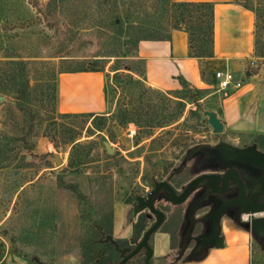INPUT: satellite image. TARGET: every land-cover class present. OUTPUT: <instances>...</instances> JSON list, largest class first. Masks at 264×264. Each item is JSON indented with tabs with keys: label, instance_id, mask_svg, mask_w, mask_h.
<instances>
[{
	"label": "rangeland",
	"instance_id": "obj_1",
	"mask_svg": "<svg viewBox=\"0 0 264 264\" xmlns=\"http://www.w3.org/2000/svg\"><path fill=\"white\" fill-rule=\"evenodd\" d=\"M168 1L0 0V264L114 260L102 235L130 238L149 178L217 139L264 150V134L249 132L264 110L257 121L245 112L264 103L263 63L240 70L229 95L167 64L165 41L137 42L167 34ZM248 2L250 45L264 55V0ZM205 111L222 122L218 137ZM250 264H264L254 239Z\"/></svg>",
	"mask_w": 264,
	"mask_h": 264
},
{
	"label": "crops",
	"instance_id": "obj_2",
	"mask_svg": "<svg viewBox=\"0 0 264 264\" xmlns=\"http://www.w3.org/2000/svg\"><path fill=\"white\" fill-rule=\"evenodd\" d=\"M178 3H210L213 5V56L211 58L195 59L188 57L187 34L180 30L170 31L169 41L159 43L156 48H167V64L173 68L182 67L191 70L196 76V81L203 83V76L210 78L217 87L214 73L217 71L231 72L238 80L237 73L248 65L263 63L264 56L250 45L249 33L254 23L250 8L244 6L245 0H171ZM240 89L230 87L226 90L229 95H236ZM260 102V101H259ZM264 110V103H259L253 109H247L254 114L255 121L260 109ZM245 114V113H244ZM242 115V119H243ZM264 122V112L261 116ZM237 130L244 133L245 126L237 125ZM264 125L255 122L249 127V132L262 133ZM248 141L249 137L245 136ZM253 141V140H252ZM244 143V142H243ZM182 224L157 231L150 239L153 249L152 257L156 264H250L251 237L248 232L241 233V228L223 223V247L215 249L203 246L192 251L180 247ZM245 231V230H244ZM176 245V246H175Z\"/></svg>",
	"mask_w": 264,
	"mask_h": 264
},
{
	"label": "flooded vegetation",
	"instance_id": "obj_3",
	"mask_svg": "<svg viewBox=\"0 0 264 264\" xmlns=\"http://www.w3.org/2000/svg\"><path fill=\"white\" fill-rule=\"evenodd\" d=\"M215 135L218 137L219 134ZM199 145L206 146L203 149V151H205L203 154L197 153L193 155L190 159L187 160V163H185L184 165H180L172 171H167L165 177L149 178L147 180L148 187L146 189V193L142 195H140L139 193L134 194L131 209L133 204L137 203V198H142L146 201L148 194L155 188V185L158 183L166 182L173 189L176 195H180L183 192V189H185V187L189 184V182L195 180L200 176H212L220 179L223 174L229 173L231 166H228L227 162L221 159L218 150L213 153L210 148H217L221 145H229L238 149H250L254 147L255 152L264 154V150L261 149L258 140H253L247 143L244 142L240 144H234L233 142L227 140L217 139V143L210 144L208 142H205ZM233 167L238 174L237 180L239 182L231 178L230 181H228L227 186L223 187L221 184L216 186V189L218 191H225L222 195L211 193L207 194L208 192H210V190L206 187H200V185L198 184L183 203H181L180 205H173L166 200L167 194L165 191H158V193L153 197V205L155 209L163 213L164 217L162 224L157 231H160L162 227H165L167 229V227L171 228L174 225L182 224L183 227L180 238V247L184 246V250L192 251L196 249L201 242V238H199V236H207L208 230L206 229L201 231V225L210 221L209 215L219 206H223L226 203H231L230 208H228L223 213L222 217L219 220V236H221L222 238V227L223 223L225 222L229 223L230 225L237 226L234 221V219L237 217L241 222L245 223H251L253 220L258 219L264 220V210L257 211L253 214H246L243 212L244 208L242 207V205L236 203L242 197L245 207L249 210H258L259 208L264 207V184L261 181L263 171L252 168L248 165H239V167L237 165L235 167L234 165ZM205 183L206 185L212 184V180H206ZM199 199L202 200H200L195 210L194 228L190 235L186 236L184 232L186 212L190 208L192 203L196 202ZM244 215H247L245 219L243 217ZM141 216H144L145 219L148 220L146 221L147 224H149L147 228L151 226L156 219L155 216L150 214L146 209L143 210L130 221L132 234L133 228ZM246 232L249 233L251 239H254V241H258L252 235L251 231ZM132 234L130 238L124 241H130ZM153 234L150 236L149 241ZM107 237L108 235H102L104 241ZM141 252L144 260V251L142 250ZM142 264H144V261L142 262Z\"/></svg>",
	"mask_w": 264,
	"mask_h": 264
},
{
	"label": "water",
	"instance_id": "obj_4",
	"mask_svg": "<svg viewBox=\"0 0 264 264\" xmlns=\"http://www.w3.org/2000/svg\"><path fill=\"white\" fill-rule=\"evenodd\" d=\"M204 115L207 117V123L212 128L214 134H220L223 130V124L220 119L216 116L214 112L205 111ZM105 150L107 154H112L113 149L109 148L108 144H104ZM206 146L198 145L193 148L187 154L185 160L187 161L193 155L197 153H204L203 149ZM210 150L214 153L216 150L219 151L220 157L223 161L227 162L228 166H231L230 172L223 174L220 179L212 176H200L195 180L189 182V184L183 189V192L180 195H176L173 189L166 183L161 182L155 185V188L148 194L147 200H143L142 198H137V203L133 204L132 209L128 213V220L131 221L137 214L142 212L143 210H147L150 214L155 216V222L149 226L143 233L141 240L137 243V245L133 248H123L120 249L115 240L108 236L105 241L112 244L116 251H118L121 255V260L116 264H125L131 258H133L140 251H144V264H150V259L153 255V249L149 246V238L155 233L162 224L163 221V213L157 209H155L153 205V197L158 193V191L163 190L166 192V200L169 201L173 205H180L185 201V199L189 196V194L197 187L199 184L200 187H206L210 190L207 194H224L225 191H218L216 186L221 184L223 187L227 186L228 181L231 178L237 180L238 174L233 167L236 165L241 166H250L252 168H256L263 171L262 183L264 184V154H260L255 152L254 147L250 149H238L229 145H221L217 148H210ZM55 164L59 165L61 163L60 159L54 157ZM234 163V164H233ZM206 180H212V184L206 185ZM239 182V181H238ZM200 200L193 202L190 208L186 212V222L184 223V232L185 235L188 236L192 232L194 228V214L199 204ZM236 203H239L244 208L243 212L246 214H253L257 211H263L264 207L259 208L258 210H249L245 207L243 203L242 197ZM231 203H226L223 206L217 207L210 215V221L201 225L202 230H208L207 236H199L201 238L200 244L196 249L201 248L203 246L213 247L215 249H219L223 247V238L219 236V220L222 217L223 213L230 208ZM208 216V215H207ZM236 225L245 231H251L252 235L264 245V220L258 219L253 220L251 223L241 222L239 218L234 219ZM196 239V238H193ZM184 245V244H183ZM184 246H182V249ZM37 264H42L41 262L36 260Z\"/></svg>",
	"mask_w": 264,
	"mask_h": 264
},
{
	"label": "trees",
	"instance_id": "obj_5",
	"mask_svg": "<svg viewBox=\"0 0 264 264\" xmlns=\"http://www.w3.org/2000/svg\"><path fill=\"white\" fill-rule=\"evenodd\" d=\"M168 5V11L166 9L167 20L163 21L164 26L167 28L166 35L147 36L145 38L137 40L139 41H169L170 31L180 30L187 34L188 40V57L195 59L211 58L213 56V5L210 3H178L171 0L166 4ZM244 6L251 8L248 0H245ZM256 44H258V37L256 35ZM264 56V55H262ZM91 67L84 68L80 72H94ZM75 72V71H73ZM77 72V71H76ZM203 73L201 72V78ZM187 148V146L185 147ZM168 171V170H167ZM146 219L141 216L136 225L133 228V234L130 241L116 240L120 249L130 248L133 249L140 241L142 233L146 230ZM161 230H165L162 227ZM109 247L117 255L116 259L108 255L106 257L98 256L93 260L92 264H116L121 260L120 253L115 250L114 246L108 242ZM143 255L140 251L133 258L127 261L125 264H142Z\"/></svg>",
	"mask_w": 264,
	"mask_h": 264
},
{
	"label": "built area",
	"instance_id": "obj_6",
	"mask_svg": "<svg viewBox=\"0 0 264 264\" xmlns=\"http://www.w3.org/2000/svg\"><path fill=\"white\" fill-rule=\"evenodd\" d=\"M214 77L217 80V88L219 91L226 93V90L230 87H233L234 89H240L241 88V82L238 81L234 74L231 72H222L217 71L214 73ZM244 219L247 217V215L243 216Z\"/></svg>",
	"mask_w": 264,
	"mask_h": 264
}]
</instances>
